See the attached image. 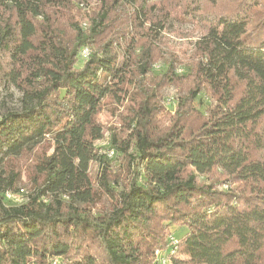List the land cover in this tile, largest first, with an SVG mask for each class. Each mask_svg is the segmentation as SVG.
Segmentation results:
<instances>
[{
	"label": "trees",
	"instance_id": "obj_1",
	"mask_svg": "<svg viewBox=\"0 0 264 264\" xmlns=\"http://www.w3.org/2000/svg\"><path fill=\"white\" fill-rule=\"evenodd\" d=\"M65 1L0 0L15 15L14 27L0 28L10 58L2 82L21 93L19 108L0 117V264H153L156 249H169L170 226L186 229L171 264H264V15L253 17L261 0L207 21L192 86L171 93L167 127L157 119L162 86L146 83L153 49L143 54L132 40L118 59L124 10L108 20L102 9L86 30L71 24L72 36H61L49 10ZM149 1L114 6H128V22L154 42L172 16L158 8L149 20ZM94 45L78 66L79 50ZM169 74L178 76L168 68L161 82ZM106 98L130 103L128 136L109 137L117 167L96 147ZM47 145L32 165L29 199L6 204L3 193L20 179L14 161Z\"/></svg>",
	"mask_w": 264,
	"mask_h": 264
},
{
	"label": "rangeland",
	"instance_id": "obj_2",
	"mask_svg": "<svg viewBox=\"0 0 264 264\" xmlns=\"http://www.w3.org/2000/svg\"><path fill=\"white\" fill-rule=\"evenodd\" d=\"M115 0H66L64 7L59 11L49 10L50 16L56 13L54 20L56 21V34L57 35H71V24H76L79 28L86 30L87 25H91V22L96 18L102 9H105L108 14V20L113 19L117 15L121 14L124 10L122 17V28H116L117 35L114 42L120 44L118 49L119 60H122V51L126 48L128 43L132 40L135 41V50L143 52L145 54L149 50L153 49V56L151 58L153 69V76L149 78L146 83L154 87L156 84L162 86L160 88V114L157 119L162 121L161 126L167 127V122L171 116L175 113V105L171 100V93L178 91L180 95L186 94L191 88L194 69L197 60V54L195 52L194 43L204 34L207 28V21L227 11L230 7L231 11L241 7L245 0H152L149 1L146 6V18L151 20L161 15V12H169L172 18L167 23V28L162 32V35L154 42H151L147 35H144L145 30L128 22L132 11L128 6H114ZM233 1V2H232ZM262 6L253 10L255 17L258 13L264 15V0H261ZM158 8L161 12H159ZM255 11V12H254ZM52 19V18H51ZM53 20V19H52ZM43 19L38 18L34 23L37 27H40ZM128 22V23H127ZM149 24V22H147ZM5 25L15 26V15L13 11L0 8V28ZM91 51H94L96 45L85 46ZM82 47L77 55V64L81 65L86 59L80 56ZM138 52L135 54L137 55ZM139 58V57H138ZM134 58V59H138ZM144 58V55H142ZM143 62V61H142ZM138 64L133 66V70L136 71L138 77ZM10 68V58L6 53L0 52V117L5 115L9 111H14L19 108L21 93L6 81L2 82L3 75ZM169 68L170 71H175L176 75L169 74L172 79L169 82H161L160 74L165 73ZM128 99H125L121 103H117L109 98L102 101L96 121L103 128V139L96 142V147L99 153H106L111 160L114 161L113 166L118 165L119 160L115 161L112 150L109 149V137L115 134L120 139H125L128 136L127 124L125 117L129 114ZM192 121V119H191ZM48 145L43 149L35 150L32 153L25 154L19 159L14 161L15 170L20 174L19 182L15 185L12 192L24 189L28 193L32 192L31 178L32 165L35 157L43 152L50 153ZM99 171L97 163H92L89 169V175L91 182L94 186L97 184V173ZM233 185H223L222 189L226 190L234 188ZM219 189L218 187H216ZM12 205L11 203H6ZM107 203L101 201L97 204L95 210L101 207L105 208ZM168 234L173 233L174 238H180L185 232V228H176L170 226L166 231ZM166 251V250H165ZM164 253V252H163ZM166 253V252H165ZM154 256V255H153ZM153 264H156L152 260ZM158 264V263H157Z\"/></svg>",
	"mask_w": 264,
	"mask_h": 264
},
{
	"label": "built area",
	"instance_id": "obj_3",
	"mask_svg": "<svg viewBox=\"0 0 264 264\" xmlns=\"http://www.w3.org/2000/svg\"><path fill=\"white\" fill-rule=\"evenodd\" d=\"M89 55L90 51L88 48L85 47L81 50L80 56L82 58L87 59ZM3 198L6 203H11L12 205L18 206L26 203V201L29 199V193L24 189H19L15 192L6 191L3 193ZM167 242L169 245V249H167L166 251L162 249H156L154 251L153 260L156 264H171L170 254L174 253V251L177 249V241L172 234H169L167 235ZM52 264H57V261L54 260Z\"/></svg>",
	"mask_w": 264,
	"mask_h": 264
}]
</instances>
